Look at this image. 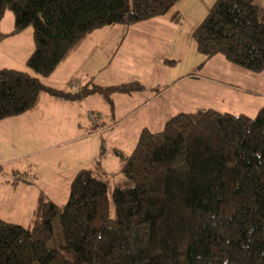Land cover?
Instances as JSON below:
<instances>
[{"label": "trees", "instance_id": "trees-1", "mask_svg": "<svg viewBox=\"0 0 264 264\" xmlns=\"http://www.w3.org/2000/svg\"><path fill=\"white\" fill-rule=\"evenodd\" d=\"M179 1L0 0V19L15 16L0 38L32 27L34 39L27 69L0 68V121L35 109L45 93L98 94L113 108L115 93L144 90L133 81L71 92L45 80L97 29L167 15L179 23ZM193 39L204 63L221 55L264 72V7L255 0H215ZM117 155L126 185L113 190L114 217L108 182L82 168L66 202L41 193L28 225L0 219V264H264V106L255 116L179 112Z\"/></svg>", "mask_w": 264, "mask_h": 264}, {"label": "crops", "instance_id": "crops-1", "mask_svg": "<svg viewBox=\"0 0 264 264\" xmlns=\"http://www.w3.org/2000/svg\"><path fill=\"white\" fill-rule=\"evenodd\" d=\"M189 1L196 8L198 16L206 15L215 0ZM188 4L189 2L186 0H180L175 9L182 16ZM206 4L209 5L205 7ZM151 21L164 23L163 26L168 28H180L185 24L182 18L179 23H174L166 16L140 23H150ZM105 28L91 32L81 46L45 80L46 83L53 87L76 92L88 84L116 85L122 82L116 80V76L119 77L116 69H111L107 74L103 73L106 68L112 66L116 56V54L113 56L114 52L116 50L118 52L120 45L124 43L123 40H120L121 36L114 37L113 34L105 32L108 31L104 30ZM27 31L28 29L9 37L0 38V44L6 45L7 42V45H10L8 49L1 47L0 59L5 57V60H0V68L24 69L23 66H25L27 58L34 49L33 31ZM2 33L9 32L0 31V34ZM152 35L166 37V34L160 31L152 33ZM96 38L100 41L95 42ZM14 42L17 44H13ZM12 45L15 46V49L10 48ZM10 55H12L11 58H9ZM167 59L169 58H162L159 64L173 65L177 62L176 59L171 58L169 60L174 61L169 63L166 61ZM152 90L148 92L140 90L133 94L115 93L113 108L98 94L77 101L58 99L43 94L35 109L0 121V135L6 138L0 140V165L31 159L28 164L20 165L22 166L21 170L18 171L20 177L6 181L7 185L0 194V219L28 225L41 193L61 204V200L69 196L70 183L78 170L92 168L96 171L102 167L103 153L108 152L109 149L108 147L105 150L102 149L105 140L101 142V138L106 133L117 129L121 122H128L130 114L143 115L140 121L135 119L130 123L127 127L128 133L139 136L144 128L153 131L161 130L169 118L165 114H170V109L176 104L163 102L161 100L163 94L154 93ZM149 92H152L154 96L151 97ZM178 110L180 111L177 113L185 112L181 109ZM92 112L101 114L99 115V125L93 121L90 122V125H85L83 122V115ZM63 114L72 116L71 125H66L65 119L67 118L65 116L64 119ZM115 121V125L112 126V122ZM106 127L108 128L106 129ZM33 128L43 129V133L47 137L41 136ZM13 133L17 134L18 140H14L17 143L15 150L19 151L20 154L14 158L3 157L1 151L7 152L12 147L8 144L9 137L6 135ZM68 133L73 136L66 137ZM51 136L58 137L50 140ZM43 144H47V147L42 146ZM114 157L116 156H109L107 160L114 159ZM99 158L101 160L100 165ZM117 159L119 158L117 157Z\"/></svg>", "mask_w": 264, "mask_h": 264}, {"label": "rangeland", "instance_id": "rangeland-1", "mask_svg": "<svg viewBox=\"0 0 264 264\" xmlns=\"http://www.w3.org/2000/svg\"><path fill=\"white\" fill-rule=\"evenodd\" d=\"M186 1L189 4L182 14V20L185 24L180 28H168L163 26L164 23H155L152 21V23H140L132 26L118 25L106 27L104 30L108 31L105 32H109L111 35L113 34L114 37L121 36L120 40H123L124 43L120 45L118 52L117 50L114 52L113 56L115 54L116 56L112 66L106 68L103 73L107 74L111 69H116L119 76H116V80L122 81L119 84L139 81L145 86L144 90L146 92L153 89L152 91L154 93H162L161 100L163 102L176 104V106L170 109V114H165L167 117L176 114L177 111H180L178 109L190 112L196 111L199 108H212L222 112L233 114L245 113L250 116H255L260 107L264 106V72L253 73L244 70L227 62L221 55L211 58L204 63L205 58L198 51L195 40L193 39V31L204 20L207 14L197 16L196 8L189 0ZM255 2L259 6L264 7V0H255ZM208 5L206 4L205 7ZM166 17H169V15ZM14 20V13L7 11L5 16L0 19V31H12ZM32 30V27H29L27 32H32ZM157 31L163 32L166 34V37L152 35V33ZM111 35L108 36L110 37ZM98 41L100 40L96 38L95 42ZM154 42L156 44L153 45ZM13 44L17 43L14 42ZM9 46L7 42L6 45L1 43L0 50H2L1 47L8 49ZM10 48L15 49V46L12 45ZM164 57L169 59L174 58L177 62L173 65H160L159 62ZM17 59L19 62V56ZM0 60L4 61L5 57ZM23 68L27 69L26 66H23ZM149 94L151 97L154 96L152 92H149ZM44 96L50 95L45 93ZM89 114L91 113L85 114L86 117L85 115L82 117L85 125H90V122L92 123L93 121V117L91 118ZM142 115L130 114V117H128L130 120L128 122H121L113 132L106 133L103 138L100 137L101 142L105 140L102 149L105 150L108 147L109 150L103 153V165L96 170V175L104 178L109 184L108 196L112 217L115 216V208L112 200L113 190L117 185H126L125 175L121 172L117 173L121 167V162L117 159V157L119 158L117 152L119 151L128 155L133 151L139 136L128 133L127 127L135 119L140 121ZM63 116L65 119L66 114H63ZM71 117V115L70 117L69 115L66 116V125L72 124L73 119ZM115 123L116 121L112 122V126ZM34 130L39 132L41 136L47 137L43 133V129L35 128ZM14 134L6 135L9 137L8 144L12 145V147L7 152L4 150L1 151L3 157L14 158L20 154L19 151L15 150L17 143L14 140H18V138L17 134ZM72 136L71 133L66 134L68 138ZM57 137L51 136L50 140ZM3 139L6 138L0 135V140ZM42 146L47 147V144H43ZM113 155L116 156L114 159L107 160L109 156ZM30 160L27 159L21 162L13 161L14 163L0 165V194H2V191L7 185L6 181L20 177L18 174V171L22 167L20 165L28 164ZM100 164L101 160L99 161ZM68 197L61 200L62 203L66 202Z\"/></svg>", "mask_w": 264, "mask_h": 264}, {"label": "built area", "instance_id": "built-area-1", "mask_svg": "<svg viewBox=\"0 0 264 264\" xmlns=\"http://www.w3.org/2000/svg\"><path fill=\"white\" fill-rule=\"evenodd\" d=\"M94 115H95L94 113H91V114H90L91 118L94 117Z\"/></svg>", "mask_w": 264, "mask_h": 264}]
</instances>
